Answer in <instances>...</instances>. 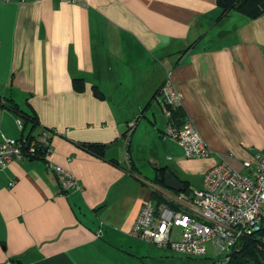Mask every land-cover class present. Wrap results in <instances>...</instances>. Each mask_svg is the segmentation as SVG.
<instances>
[{
    "label": "crops",
    "instance_id": "0c3cea01",
    "mask_svg": "<svg viewBox=\"0 0 264 264\" xmlns=\"http://www.w3.org/2000/svg\"><path fill=\"white\" fill-rule=\"evenodd\" d=\"M263 48L264 13L221 16L217 0H0V140L61 131L47 158L0 165V264H117L119 249L143 251L131 230L151 192L176 194L158 168L193 189L215 162L246 173L243 161L264 152ZM168 72L208 157L163 137ZM79 142L106 144L105 158ZM54 165L82 190L63 192Z\"/></svg>",
    "mask_w": 264,
    "mask_h": 264
},
{
    "label": "built area",
    "instance_id": "2783aa9c",
    "mask_svg": "<svg viewBox=\"0 0 264 264\" xmlns=\"http://www.w3.org/2000/svg\"><path fill=\"white\" fill-rule=\"evenodd\" d=\"M170 78L171 72H168L167 81L157 92L166 104L164 135L183 148L185 157H208L211 150L192 119L173 117V110L180 108L183 96ZM17 125L23 129L22 119H17ZM135 125L136 122L128 125L129 132ZM58 134H61L58 129L44 127L38 138L30 141L26 137L3 136L0 165L35 156V144L46 150L47 158L53 151L52 139ZM243 166L246 173L225 161L210 165L204 172L201 188L176 192L171 199L175 207L156 204L149 198L138 212L131 235L179 253L206 255L211 250V264H227V253L234 249L239 239L252 235L264 225V152L245 159ZM54 167L63 189L82 190L79 180L69 169L60 165Z\"/></svg>",
    "mask_w": 264,
    "mask_h": 264
},
{
    "label": "trees",
    "instance_id": "16d2710c",
    "mask_svg": "<svg viewBox=\"0 0 264 264\" xmlns=\"http://www.w3.org/2000/svg\"><path fill=\"white\" fill-rule=\"evenodd\" d=\"M218 6L221 10V16H224L225 14H228V12L234 8L235 10L246 14L247 16L251 18H258L262 16L264 13V0H217ZM85 81L84 78L78 77L76 78V81L74 83V87L77 91L83 92L85 90L84 88ZM94 95L102 98L100 89L95 85L94 86ZM158 92V91H157ZM165 103L164 99H162ZM166 107V104H165ZM26 113V121L25 123L32 122V126L36 125L37 118L36 116L29 111H24ZM184 112L181 108H174L173 110V117L178 118L179 120H182L184 118ZM24 124V122H23ZM25 128V124L23 125V129ZM40 129L37 135H34L32 132H30L29 135L22 136L26 137L28 141L30 139H37L40 135L41 131ZM79 146H81L83 149H85L87 152L91 153L92 155L99 157V158H105L106 152H107V145L104 143H92V142H79ZM35 156L31 157V159L34 158H46V150L42 149L41 147H38L35 144V153L33 154ZM116 164V161L113 162ZM167 167H160L157 169L156 172V179L159 180V182H164L165 180V174L167 172ZM186 191L191 192L193 189L191 187L190 183H187L185 185ZM71 189H63V192L72 190ZM151 199L155 201L156 204L160 203H167L174 206V203L171 199H168L167 196H165L163 193L159 191H152L151 192ZM137 239V238H136ZM228 256V263L227 264H264V225L261 226L260 230L254 232L252 235H245L241 237L237 243V245L234 247V249L227 253ZM14 261H19L20 259L18 257L16 258H10Z\"/></svg>",
    "mask_w": 264,
    "mask_h": 264
},
{
    "label": "rangeland",
    "instance_id": "374dc122",
    "mask_svg": "<svg viewBox=\"0 0 264 264\" xmlns=\"http://www.w3.org/2000/svg\"><path fill=\"white\" fill-rule=\"evenodd\" d=\"M163 137L173 140V138L169 136L163 135ZM145 138L147 145L152 146L153 142L151 140V136L147 135ZM146 151H148V148L144 147V144H141L140 153H144ZM143 173L149 177L154 176L149 174V170H143ZM201 182H202L201 176L193 177L192 183L194 186L198 187L201 184ZM176 192H180V191H176ZM142 245H143L142 253H136V255H133L132 258L128 253H124L121 251V249H119V252H116L113 255L114 258L111 259L117 264H211L212 263L211 258L213 257V255L211 250H208V254L206 255H190L185 253H179L168 246L159 247L155 244H149L147 242H143ZM150 248L152 250H151V254L149 255L148 250Z\"/></svg>",
    "mask_w": 264,
    "mask_h": 264
},
{
    "label": "water",
    "instance_id": "95a60500",
    "mask_svg": "<svg viewBox=\"0 0 264 264\" xmlns=\"http://www.w3.org/2000/svg\"><path fill=\"white\" fill-rule=\"evenodd\" d=\"M166 188L173 191H185L186 187L183 182L179 180L172 172L168 171L165 174V185Z\"/></svg>",
    "mask_w": 264,
    "mask_h": 264
},
{
    "label": "clouds",
    "instance_id": "9594fccd",
    "mask_svg": "<svg viewBox=\"0 0 264 264\" xmlns=\"http://www.w3.org/2000/svg\"><path fill=\"white\" fill-rule=\"evenodd\" d=\"M193 190V189H192ZM186 191V190H185Z\"/></svg>",
    "mask_w": 264,
    "mask_h": 264
}]
</instances>
